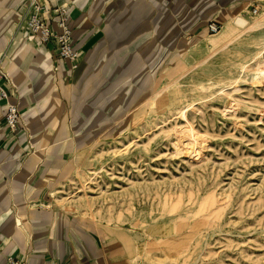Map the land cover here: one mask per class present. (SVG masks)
Segmentation results:
<instances>
[{
	"label": "rangeland",
	"instance_id": "rangeland-1",
	"mask_svg": "<svg viewBox=\"0 0 264 264\" xmlns=\"http://www.w3.org/2000/svg\"><path fill=\"white\" fill-rule=\"evenodd\" d=\"M230 4L53 0V7L44 6L55 25L71 31L79 72L72 82L61 79L50 57L53 89L44 86L23 105L32 89L26 82L13 87L2 67L0 93L12 91L7 98L19 121L13 133L0 105V132L16 136L0 150V218L16 216L24 234L26 212L50 211L54 201L60 216L118 241L130 264H264V79L251 72L252 34L204 65H182L189 50L192 65L201 59L195 40L224 41L237 33L231 14L248 21L264 14V0ZM123 8L146 22L116 26ZM210 22L220 25L218 33L208 31ZM168 70L185 75L151 101ZM124 104V114L113 119ZM30 113L41 130L35 134L23 118ZM192 129L201 143L183 146L179 139ZM77 168L87 177L98 171L88 188ZM19 201L25 205L17 213ZM100 256L96 264H103Z\"/></svg>",
	"mask_w": 264,
	"mask_h": 264
},
{
	"label": "bare ground",
	"instance_id": "bare-ground-1",
	"mask_svg": "<svg viewBox=\"0 0 264 264\" xmlns=\"http://www.w3.org/2000/svg\"><path fill=\"white\" fill-rule=\"evenodd\" d=\"M13 4H14V2H13ZM13 4L10 6H7L5 4V0H0V51H3V49L7 43V47H5V50L2 52L4 54L3 66L6 70H7L6 66L8 67L7 72L9 73L10 76H12L11 81H12L13 87L18 88L20 85H23V83L26 82L25 86H29L32 89V92L30 94H28L27 96H25V95L23 96L22 104L24 105V104L30 103V101H29L30 99L34 101L33 97L38 93L39 90H41L43 88V86H41L40 84H42L48 88L49 85L51 83H53L54 78L52 75V68H51L49 53L44 48V45L39 44L37 41L32 40L30 38V36H28L27 31H25L23 29L20 30L17 27V23H18L19 19L18 20L13 19L11 16L13 6L15 5V4L14 5ZM123 10H124V8H123ZM129 10L130 9H125L124 11H122L121 15H119L117 18H115L112 22H114L116 24V26H119L121 23H123L127 19H128L127 24L131 23L132 26H133V23L138 22V21L141 24H144L146 22V18H147L146 16H142L141 18H139V16H138L137 20L134 21V19H136L135 17H133L134 12L130 16L131 12ZM229 18H230V21H232V23L235 26H237V29H238L237 33H235L229 39L224 40V41L207 42L208 40L204 41L203 39L201 40V38H200V40H195V42H193L192 45L195 46L194 48L196 50L198 49V52L201 54L202 57H201V59L198 60L197 64L192 65L191 62L196 60V59L191 57L194 55V53H192L189 50L187 53V57L182 58L183 69L194 67V66H201V65L206 64L209 61V59L215 55V53L217 51L226 49L232 43L243 38V36L245 34H252V38H251L252 39V45L255 48L248 52L250 54L249 55L250 60L252 61V65H253L251 72H252V75L254 76V78L264 79V14L260 15V17L258 19H255L253 21H248L243 16H240L237 14H231L229 16ZM202 33H203V36L209 37V38H214L217 36V35L216 36H207L205 30H203ZM13 34H14L13 38L15 41L10 46V48H8V43L10 42V39L12 38ZM131 34H132L131 36H133V37L136 35L134 30H132ZM14 44H16V45L11 50V48ZM131 44H132V42L130 43V45ZM130 45H129V47H130ZM209 46H211V47H209ZM124 49L126 50V49H128V47L126 46ZM112 54H113V57H115V58L118 57V52H114ZM188 55H191V56L188 57ZM43 75H45V77H47V78H43ZM47 75H49L50 77H48ZM184 75H185L184 72L178 73V72H174L171 70H168L166 73H164L163 77H161V80L163 81V83L165 85L162 89H157L156 91H154L152 93L153 95L151 96V101H154L155 99H157L166 90L176 86L179 83V81L184 77ZM137 83L140 85H143L144 77L138 78ZM142 90L143 89H141V91ZM23 92H22V94H23ZM1 95H2V93H0V96ZM84 97H85V95H84ZM0 100L6 101L7 104H10L9 97L6 99L0 98ZM12 101H13V99H12ZM125 104H124V107H121L119 109H114L115 115L113 116V119L115 116H118L119 114H124ZM35 107H37L36 103H35ZM186 108L187 107L183 108L182 110L184 112H187ZM27 115L28 114L24 115L23 118L28 119ZM47 115H48V113H47ZM147 115H148V112H146L145 118H147ZM84 123L85 122L82 118H78L77 122H76V126L82 127V125ZM144 124H146V121ZM32 133L34 134L33 131H32ZM179 140H180V143L186 147H188V146L194 147V146L201 143V141L197 138V134L194 132L193 129L190 131V137L189 138L184 137V138H180ZM77 170H79V171H77V173L80 172L79 176L83 179L82 188H85L88 185H91V183L93 184L95 182V177H93V176H97L98 171H94V174H91L90 176L87 177V175L85 173H83V169L77 168ZM89 170L90 169H88V167H87V171H89ZM211 204L212 205L215 204V200L213 198L211 199ZM8 216H3L0 219V226H4L7 222H9L7 219ZM19 226H21L20 222H19ZM105 257L108 260V264H130V261H132V259L131 260H130V258L128 259L124 250L119 246L118 247H112L111 249H108L105 253Z\"/></svg>",
	"mask_w": 264,
	"mask_h": 264
},
{
	"label": "crops",
	"instance_id": "crops-1",
	"mask_svg": "<svg viewBox=\"0 0 264 264\" xmlns=\"http://www.w3.org/2000/svg\"><path fill=\"white\" fill-rule=\"evenodd\" d=\"M29 1L30 0H5V4L10 6L13 2L14 4L17 2L15 5L13 4L14 6L11 13L12 18L16 19L22 7L24 6L23 8L25 9ZM39 1L41 5L46 8L54 6L53 0H45L47 6L42 0ZM231 1L232 0H201L207 8L210 5L212 6L211 8H215L219 5L229 6L232 5L230 4ZM5 47H7V43ZM46 47L49 49V55H51L53 66L57 63L59 67V72L56 74L61 79L67 77V79L72 82L74 76H76L79 71L73 73L69 70V65L67 63L59 61L56 57L53 45ZM3 51L0 52L2 53ZM6 68L8 71L7 66ZM47 76L50 77L49 75ZM43 78L47 77L43 75ZM40 85L44 87V85ZM53 87L54 84L51 83L48 88L53 89ZM4 91L7 92V95H13L10 89L5 88ZM0 103L3 108L7 105L6 101L0 100ZM27 117L28 119H24V122L32 124V131L34 134L41 131L40 127L38 128V126L36 127L34 125V116L30 113ZM2 119H4V116ZM10 133L8 129L3 133L0 132V150H5V148L14 141L16 136H11ZM46 201L49 202L48 198H46ZM51 203L53 206L52 209H50L51 212L49 210L43 212L40 207L26 212V219L29 221L30 229L24 234H21L18 230V223L16 222L17 217L8 213L9 216L7 215V219L9 222L4 226H0V264H5L10 256L17 257V259L22 260L25 264H96L100 259L99 255H101L104 260L100 263L108 264L105 253L112 247H121L118 245V241L112 240V237H104L101 233L98 234L93 229H89L88 225L80 224V222L75 221V219L68 214L60 216L54 201ZM16 204L13 206L15 207L13 211H17L18 213L17 209H21L25 205V201H19ZM18 206L19 208H17ZM122 249L129 259L125 248Z\"/></svg>",
	"mask_w": 264,
	"mask_h": 264
},
{
	"label": "built area",
	"instance_id": "built-area-1",
	"mask_svg": "<svg viewBox=\"0 0 264 264\" xmlns=\"http://www.w3.org/2000/svg\"><path fill=\"white\" fill-rule=\"evenodd\" d=\"M49 10L41 5L39 0H30L24 12L17 23V27L27 31V34L34 41L41 43L44 46L53 45L55 48L56 57L59 61L69 65L71 72L77 71L79 68L78 52L72 39L71 31L61 25H55L53 15L49 16ZM221 29L220 25L210 22L208 31L212 34L218 33ZM14 34L8 44V48L14 43ZM4 54L0 53V79H3L2 72ZM57 60V61H58ZM54 71L59 72L57 63L54 66ZM1 99L7 98V92L1 91ZM19 121L18 111L16 107L10 104L6 105L5 122L11 126L10 130L14 133V127ZM6 264H22L18 259H9Z\"/></svg>",
	"mask_w": 264,
	"mask_h": 264
}]
</instances>
